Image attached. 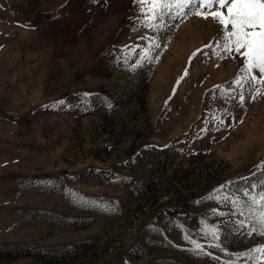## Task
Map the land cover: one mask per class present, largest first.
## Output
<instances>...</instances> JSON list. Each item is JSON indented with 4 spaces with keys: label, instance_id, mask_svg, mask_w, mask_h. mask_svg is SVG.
<instances>
[{
    "label": "rangeland",
    "instance_id": "1",
    "mask_svg": "<svg viewBox=\"0 0 264 264\" xmlns=\"http://www.w3.org/2000/svg\"><path fill=\"white\" fill-rule=\"evenodd\" d=\"M141 20L134 0H0V264H225L264 245L204 238L241 219L209 195L259 177L264 95L237 87L211 18Z\"/></svg>",
    "mask_w": 264,
    "mask_h": 264
},
{
    "label": "snow or ice",
    "instance_id": "2",
    "mask_svg": "<svg viewBox=\"0 0 264 264\" xmlns=\"http://www.w3.org/2000/svg\"><path fill=\"white\" fill-rule=\"evenodd\" d=\"M134 2L142 15L141 23L154 32L162 31L167 26L165 17L175 20L185 15L195 14L202 19L211 18L218 23L223 32L219 47L229 55L233 52L238 54L244 61L242 75L238 76L235 84L238 88L247 91L252 99L264 95V0H134ZM214 7L215 10H213ZM159 47L160 45L152 38L149 48L143 50L140 61L134 67L140 66V62L148 58L149 52ZM126 61L127 58H125ZM232 91L234 90L223 94L225 102L229 99H239L242 105L245 92L241 91L238 97H234ZM89 95L84 94L85 97ZM258 169L259 177L254 182L246 183L238 193H229L226 191L227 185H221L207 198L218 204L231 206L232 211L229 213L213 209L215 216L241 217L239 220H224L222 224L213 226L205 223L204 238L214 241L208 247L225 251L221 236L223 229L229 226L236 233L248 236L255 233L264 236V162L258 165ZM244 179L247 181L248 178ZM183 238L193 245L192 251L197 254L204 252L211 256V253L204 251V245L193 240L189 234L185 233ZM228 255L234 258L229 259L225 264H239L241 259H246L251 264H264V245H257L240 253H228ZM212 258L219 259V257Z\"/></svg>",
    "mask_w": 264,
    "mask_h": 264
},
{
    "label": "trees",
    "instance_id": "3",
    "mask_svg": "<svg viewBox=\"0 0 264 264\" xmlns=\"http://www.w3.org/2000/svg\"><path fill=\"white\" fill-rule=\"evenodd\" d=\"M249 174H250V173H247V174H245V175H243V176L246 177V176H249Z\"/></svg>",
    "mask_w": 264,
    "mask_h": 264
}]
</instances>
